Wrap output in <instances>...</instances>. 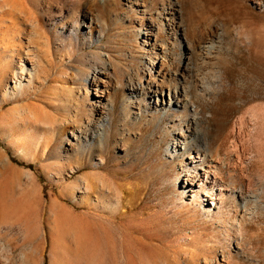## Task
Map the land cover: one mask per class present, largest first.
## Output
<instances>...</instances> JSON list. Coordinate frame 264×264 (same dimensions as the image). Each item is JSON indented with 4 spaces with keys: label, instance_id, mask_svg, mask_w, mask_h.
<instances>
[{
    "label": "rangeland",
    "instance_id": "1",
    "mask_svg": "<svg viewBox=\"0 0 264 264\" xmlns=\"http://www.w3.org/2000/svg\"><path fill=\"white\" fill-rule=\"evenodd\" d=\"M61 6L64 21L80 9L92 12L105 35L100 49L85 36L60 35V17L54 23L37 9V21L29 13L31 19L8 28L21 33L11 37L23 44L24 57L39 52L42 69L20 97L6 100L20 60L15 55L3 74L0 48V241L14 246V264H264V0H66ZM169 22L179 24L176 34ZM6 24L0 19V39ZM150 24L157 27L151 40ZM35 31L44 34L41 44ZM153 46L183 59L187 108L156 112L132 93L129 77L140 69L136 81L146 82ZM107 53L115 105L101 114L93 90L80 95L87 81L77 68L102 64ZM63 86L70 94L56 96ZM82 125L87 134L69 144L70 129ZM196 137L206 157L220 161L206 172L207 191L199 182L183 189ZM33 186L41 194L31 204ZM27 227L36 231L28 239Z\"/></svg>",
    "mask_w": 264,
    "mask_h": 264
},
{
    "label": "bare ground",
    "instance_id": "2",
    "mask_svg": "<svg viewBox=\"0 0 264 264\" xmlns=\"http://www.w3.org/2000/svg\"><path fill=\"white\" fill-rule=\"evenodd\" d=\"M0 1H1L0 2V19H2V21L4 22L5 21L7 22L6 26L4 25L5 28L2 31V34H1L2 37L0 39V48L3 51V55H2L3 64H4L2 67L3 74L9 73L11 69L10 67L13 64L12 60H14L15 55H17V57H19V60H20L19 68L16 71L15 70L12 71V74L14 75V78L16 79L12 81L14 82L15 91L13 94L6 93L5 94L6 100L7 99L8 100L17 99L18 97H20L25 92L26 90L25 88L30 87L31 83H33V79L38 77L42 69L41 59H39L40 56H37L39 55V52L38 53L36 51H34L33 53L28 52L26 53L27 54L26 57H24L22 51L20 50V47L23 46V44H21L20 47H18L17 43H15V41L13 40V37H11L12 35L14 37L18 36L19 38H21V33L18 32L19 34L13 35L9 31V28H12V27L18 28L19 23L21 22L19 19L35 18L38 21L40 12L37 9H39L40 11L49 13V16L52 18V21L54 23H57L58 22L57 18L60 17L59 20L61 21L59 22H61V26L59 27L60 31H58L60 35L69 34L77 39L82 38V36L83 37L85 36L87 37V41L89 43L91 44L95 43L97 45V49H100L101 44H103L102 42H103L105 35L103 32V29H101L102 26L100 24L95 25V19H94L95 16L92 15V12L84 11L83 9H80V10L78 9L79 11L76 14H73L70 19L65 20V21L63 20L64 10L61 4L65 2L66 0H0ZM29 13L31 14V18L28 16ZM172 16H173V13H172ZM24 21H26V19ZM83 25L86 26V29L83 28ZM169 27H170V30L173 29L176 34V31H178L179 29V24L178 23L176 24L175 22L174 23L169 22ZM156 28H157L156 25H151V24L147 27V30L145 31V35H147L146 37L147 39L151 40L153 36L155 37L154 30ZM35 32H32V38L35 35L33 34ZM36 34L39 40L41 37L42 38L44 37V34L41 32H36ZM39 44H41V40ZM151 46H152V43H151ZM168 52L169 50L166 47L164 48L161 47V49L159 48L156 49L153 46L150 48L148 60L146 61L148 72L146 71L147 79L145 83L141 81L140 82L136 81V77L138 76V74H140V71H139L140 69L136 70V72H134L129 77L131 78L129 81V86H130V89L132 90V93L134 92V94L137 97L140 96L141 99L147 100L148 102L146 103V107L156 112H160V111L168 112L172 108L180 107V106H184L185 108H187L190 103L188 98L186 97L188 88L186 87V85L182 84V80H181L183 79V76H185L183 74L184 72H182L180 68V66L182 65L180 62H182L183 59H181L180 61H176L177 57L173 58L174 56L173 57L170 56ZM100 60L102 61L101 62L102 64L98 62L99 63L98 65L96 66L94 65L95 67L92 66L90 69H86V67L77 68V69L79 71H82V73L85 74L86 76L85 78L87 81V85L84 84V86L81 87L82 90L80 91V95L89 97L91 91L93 90L94 91V104H95L93 106L94 111L102 114L108 107L114 106L115 103H114V100L112 99L111 92L109 91L110 90L109 88L112 87L114 84L113 78L110 73V68L113 65L112 57L110 54L107 53L101 56ZM172 78L176 80L172 81ZM1 85L2 86L5 85L4 77L0 80V86ZM58 87L60 86L58 85ZM66 87L67 86H65L63 89H60L61 91L57 93L55 90L56 96L58 95L59 97L60 96L63 97L65 95H69L72 90ZM196 119H197L196 115L193 116L192 119H190L189 128H191V125L197 124ZM93 120L94 118L92 117L89 119V122ZM104 120L106 119L104 118ZM8 122L9 120L6 121L5 124H8ZM83 125L81 127H73L72 129H70L69 135H68L69 144H73V142L71 141V137L78 141V140H81V138L84 137L85 134H87L86 133L87 127ZM193 132L196 133L195 129L192 130L191 134H194ZM102 133H105V130H103V132L101 131L100 134ZM96 134H99V133H96ZM31 140L33 141V139ZM194 140H195L194 142L190 143L191 146L188 147V150H187V153H189V155L186 156L188 158V162L186 163V166H185L187 177L182 178V180L184 181L183 189L185 191H189V189L194 188V185H197V182H199L200 188H202L203 190H206L203 187L205 185L204 179L207 176L206 172L208 170L218 168L216 164L220 163V161L216 158L208 159L206 157V153L208 152L207 147L204 145V143L200 142L197 137ZM19 149L21 152L30 151V149L26 147H20ZM175 150H176L175 144L170 143L168 145V151L171 154H174ZM191 150H195L197 155L195 154L193 155L192 152H190ZM218 154L219 153H217V155ZM197 162L199 163V165H197L196 168H191L195 166ZM199 169H203L205 170V172H201L199 171ZM214 173H217V172L215 171ZM26 176L28 177L27 182L30 183L32 181L31 179L32 175L30 173H26ZM87 183H88L87 188L90 189L92 187V182L88 181L87 179ZM33 188H29V191H28L29 193H27L29 202L31 204H34L41 194L39 187L34 188V189ZM208 193L210 194L209 198L213 199L214 193L212 191L210 192L208 191ZM198 195H199L198 193L197 194L195 193L193 197L195 198ZM13 224L14 222L7 224L6 228L9 229V228L14 227ZM33 231H35V229H32L31 227H27L26 232H25V238L26 239L30 238L36 232L35 231L33 233ZM5 232H6V229L3 231V233ZM15 234L17 235L18 232H16ZM11 238H13V234ZM14 251H15L14 246H11L9 248L7 247L6 242L0 241V264H14V253H15Z\"/></svg>",
    "mask_w": 264,
    "mask_h": 264
}]
</instances>
